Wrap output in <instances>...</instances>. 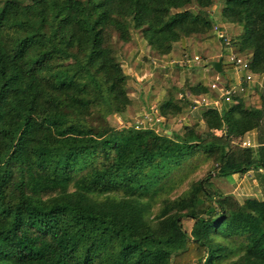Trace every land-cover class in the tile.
I'll return each instance as SVG.
<instances>
[{"label":"trees","instance_id":"1","mask_svg":"<svg viewBox=\"0 0 264 264\" xmlns=\"http://www.w3.org/2000/svg\"><path fill=\"white\" fill-rule=\"evenodd\" d=\"M214 33L264 74V0H0V264H264V200L216 183L264 165L242 140L264 90L248 103L245 80L228 111L206 105L181 132L128 118L126 44L140 34L163 58ZM224 52L213 69L230 89ZM176 90L157 107L165 123L196 106Z\"/></svg>","mask_w":264,"mask_h":264},{"label":"crops","instance_id":"2","mask_svg":"<svg viewBox=\"0 0 264 264\" xmlns=\"http://www.w3.org/2000/svg\"><path fill=\"white\" fill-rule=\"evenodd\" d=\"M224 26L228 33H233L237 29L234 24L227 23ZM224 51L230 59V49L225 48L214 33L206 37L185 38L170 55L158 58L151 55L150 47L142 36L137 34L134 41L124 46L119 57L130 75V94L133 103L128 113L129 120L135 123L146 108L161 107L169 99L171 89L175 87L179 89L175 94L177 101L181 100L182 90L185 89L184 92L188 95L198 98L207 97L212 103L210 106H215L220 111H228L236 102H233L232 98L226 100L220 88L214 89L212 86L217 81H219V87H227V84H231V82L228 83L226 75L216 73L213 69V63L222 58ZM184 56L192 59L194 56H200L201 61L186 62ZM226 68V73L231 75L233 86L236 87L237 96L241 97L243 83L247 80L246 72L230 64L228 59ZM217 78L219 80H216ZM200 83L207 88L205 93L192 94L189 89H186L190 85ZM247 83L250 91L246 92L245 99L249 103V96L254 94L257 88L264 90V74H256ZM210 106L189 105L184 108L180 116L172 117L166 123L164 120L161 128L171 134L172 131L181 132L184 127L195 123L204 125L203 114ZM117 119L121 124L125 123L121 117L117 116ZM242 140L244 146L254 149L258 160L264 159V120L260 127L248 131ZM216 183L226 192L234 194L241 202L251 197L264 200V165L245 173L216 178Z\"/></svg>","mask_w":264,"mask_h":264},{"label":"built area","instance_id":"3","mask_svg":"<svg viewBox=\"0 0 264 264\" xmlns=\"http://www.w3.org/2000/svg\"><path fill=\"white\" fill-rule=\"evenodd\" d=\"M216 29H218V27H216ZM218 32L221 36L223 35L221 31H218ZM226 41H227V44L230 43L228 36L226 37ZM228 47L233 49L232 45H228ZM195 59L200 61V56H196ZM230 62L232 64H234L236 66V68H245L248 66L247 60H245V58L241 57L240 55H237L234 51L231 53ZM252 78H253L252 75L247 76L248 81ZM216 80H219V78H217ZM218 83H219V81L214 82L212 84V86L214 88H217V89L220 88V90L222 91V94L226 100H231L232 95L234 93H237L236 87L226 89L225 87H219ZM193 103L196 106L211 105L212 104L207 97L196 98L193 100ZM163 121H164V117L160 114L159 109L156 106H153V107H151L150 110L146 109L141 114V116L136 120L135 128L136 129L154 128V129H156L157 132H160V131H162L161 126L163 124Z\"/></svg>","mask_w":264,"mask_h":264},{"label":"rangeland","instance_id":"4","mask_svg":"<svg viewBox=\"0 0 264 264\" xmlns=\"http://www.w3.org/2000/svg\"><path fill=\"white\" fill-rule=\"evenodd\" d=\"M222 5H223V2H220V1H217V3L213 6V12L215 13V14H217L218 16L221 14V10H222ZM228 33V32H227ZM238 33H240V30L237 28V29H235L234 30V32L233 33H228L227 34V36L228 37H231L232 38V36H235L236 34H238ZM233 34V35H232ZM215 51H216V49H215ZM205 52V51H204ZM206 54H207V52H205ZM205 54V55H206ZM207 55H209V54H207ZM211 55H213V52L211 51ZM224 65L226 66L227 65V59L224 61ZM113 123H116V124H121L119 121H118V119H117V116L115 117V119L113 118ZM186 224H188V225H190L191 226V224H192V221H186Z\"/></svg>","mask_w":264,"mask_h":264},{"label":"water","instance_id":"5","mask_svg":"<svg viewBox=\"0 0 264 264\" xmlns=\"http://www.w3.org/2000/svg\"><path fill=\"white\" fill-rule=\"evenodd\" d=\"M215 68L218 72L222 71V60L221 59L215 62Z\"/></svg>","mask_w":264,"mask_h":264}]
</instances>
